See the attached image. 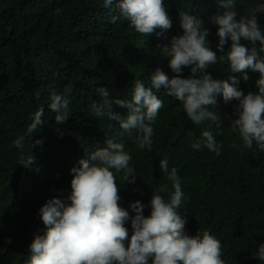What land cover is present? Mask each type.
<instances>
[{"label": "trees", "instance_id": "obj_1", "mask_svg": "<svg viewBox=\"0 0 264 264\" xmlns=\"http://www.w3.org/2000/svg\"><path fill=\"white\" fill-rule=\"evenodd\" d=\"M257 2L261 0H236V10L248 16ZM165 3L173 26L158 38L155 33L142 36L127 21L113 23L116 0L110 7L103 6V0H0V264H26L34 235L45 230L39 209L48 199L71 191L70 169L104 147L106 139L124 145L137 175L135 184H125L117 174L121 207L131 214L129 204L140 200L148 215L156 184H168L174 191L159 168L167 157L169 170L174 167L181 181L177 211L186 220V231L194 235L206 230L220 240L225 264H264L255 255L264 243V151L255 145L241 147L242 140L231 128L232 104L218 97L217 107L211 109L220 116L219 128L212 121L195 125L177 100L163 88L154 89L163 107L153 125L151 151L137 147L135 131L126 132L118 122L91 114V105L100 100L96 87L107 88L113 98L131 99L135 81L149 86L155 69L173 75L161 48L173 35L182 34L180 12L205 21L210 47L217 51V26L208 21L224 11L217 0ZM259 23L264 26V15ZM208 71L214 79L229 74L226 62ZM183 75L188 76L189 69ZM249 76L239 85L246 93L257 91L258 74ZM66 87L71 89L69 117L56 125V113L48 107L50 92L63 93ZM39 108L45 125L32 136L27 127ZM205 130L222 145L219 155L190 146ZM21 137L24 154L35 157L31 168L19 165L15 142ZM35 140L42 143L31 148ZM233 143L238 146L230 147ZM162 195L169 198L168 193Z\"/></svg>", "mask_w": 264, "mask_h": 264}, {"label": "clouds", "instance_id": "obj_2", "mask_svg": "<svg viewBox=\"0 0 264 264\" xmlns=\"http://www.w3.org/2000/svg\"><path fill=\"white\" fill-rule=\"evenodd\" d=\"M217 2L224 11L208 18L211 25L217 26V51L210 47L211 32L205 21L182 11L178 14L182 34L173 35L161 48L173 75L155 69L149 76V86L135 81L131 99L113 98L107 88L96 87L94 92L100 100L91 105V114L118 122L126 132L135 131L137 147L151 151L153 125L163 107L155 92L163 88L167 96L180 103L193 124L212 121L218 128L220 116L211 109L222 97L225 104H232L231 128L242 140L241 147L252 149L255 145L264 151V26L259 23L264 0L257 2L248 16L238 13L236 0ZM112 4L113 0H103L105 7ZM116 9L117 15L111 21H127L142 36L155 33L159 38L173 26L165 0H116ZM219 62L228 65L226 79H214L208 71ZM185 69H189L186 77ZM250 72L258 74L257 91L246 93L239 85L249 81ZM70 91L66 87L63 93L50 92L48 107L56 113V125L69 117ZM116 108L127 112L122 114ZM43 116L44 110L39 108L27 127L28 134L33 136L41 130L45 125ZM41 143L32 141L31 148ZM104 144L81 158L79 167L70 169L71 191L48 199L39 209L45 230L34 235L26 264H225L220 240L206 230L194 235L186 231V220L177 211L183 196L181 181L174 167L169 170L167 157L159 168L174 191L170 192L168 184H156L147 205L150 213L145 215L146 205L136 200L129 204L130 214L120 206L117 174L125 184H135L132 157L120 142L106 139ZM15 145L21 153L19 165L31 168L35 157L32 152L24 154L23 137ZM190 146L194 150L206 147L217 155L222 147L208 130ZM162 193H168L169 198ZM255 255L264 261V243Z\"/></svg>", "mask_w": 264, "mask_h": 264}]
</instances>
